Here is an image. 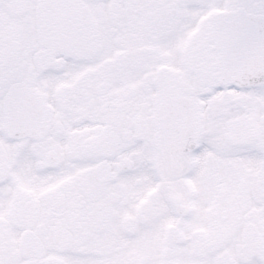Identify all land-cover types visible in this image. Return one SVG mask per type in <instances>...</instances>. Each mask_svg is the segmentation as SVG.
I'll return each mask as SVG.
<instances>
[{
    "label": "snow or ice",
    "instance_id": "snow-or-ice-1",
    "mask_svg": "<svg viewBox=\"0 0 264 264\" xmlns=\"http://www.w3.org/2000/svg\"><path fill=\"white\" fill-rule=\"evenodd\" d=\"M0 264H264V0H0Z\"/></svg>",
    "mask_w": 264,
    "mask_h": 264
}]
</instances>
